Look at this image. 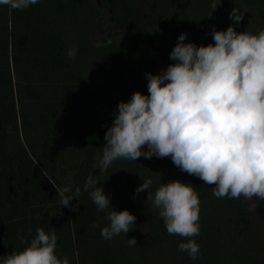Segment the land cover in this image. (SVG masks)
Instances as JSON below:
<instances>
[{
    "label": "trees",
    "instance_id": "16d2710c",
    "mask_svg": "<svg viewBox=\"0 0 264 264\" xmlns=\"http://www.w3.org/2000/svg\"><path fill=\"white\" fill-rule=\"evenodd\" d=\"M234 1L254 8L264 26V0ZM173 2L40 0L23 11L0 6V255L22 250L26 246L22 239L30 241L42 227L56 232V254L67 256L69 264H153L144 241L136 239L137 244L130 246L128 239L132 237L127 234L110 240L101 236L100 228L109 223L107 209L98 211L83 185L93 174L106 194L105 183L93 164L102 155L105 133L112 126L118 103L129 101L136 91L147 95L146 74H160L175 63L170 53L178 36L186 31L172 16ZM104 10L119 29L120 44L92 43V33ZM145 13L150 14L148 19ZM152 42L156 56L139 59L144 45ZM72 47L77 55L70 60L67 51ZM131 61L135 69L127 79L122 78L128 87L109 99L111 118L104 121L96 108L101 95L99 75L104 78L106 68L121 72L125 62ZM166 159L168 166H174ZM122 160L115 161L109 170L123 167L137 175L136 162L126 160L121 166L118 163ZM154 160L159 163L163 158ZM176 180L192 184L200 199L201 193L212 187L184 172ZM160 181L167 183L163 177ZM67 184L73 190L81 188L79 204L73 199L68 207L60 206L56 188ZM221 199L226 207L230 204L228 197ZM73 205H77L75 210ZM93 224L100 227L93 228ZM158 225L161 236L175 243L186 242L167 233L163 218L158 217ZM201 228L214 240L216 249L225 247L216 224L204 223ZM129 233L135 237L134 230ZM244 260L253 264L251 257ZM199 264L222 263L208 257Z\"/></svg>",
    "mask_w": 264,
    "mask_h": 264
},
{
    "label": "clouds",
    "instance_id": "9594fccd",
    "mask_svg": "<svg viewBox=\"0 0 264 264\" xmlns=\"http://www.w3.org/2000/svg\"><path fill=\"white\" fill-rule=\"evenodd\" d=\"M39 2L0 0V6L23 11ZM221 2H214L213 10ZM229 18L240 23L243 13L233 8ZM186 36H178L170 53L175 63L160 74H146L147 95L136 91L129 101L118 103L93 168L104 174L117 160L170 158L181 172L214 186L217 198L264 200V29L258 33L238 32L234 25L213 29L214 43L206 46L185 43ZM76 55L75 47L67 51L70 60ZM154 182L144 178L134 197ZM98 184V177L90 174L83 190L98 211L111 209L101 236L110 240L128 234L137 217L127 209L116 211ZM56 190L60 206L68 207L73 199L79 204V186L73 190L67 184ZM146 201L158 210L168 234L186 240L178 249L195 260L200 246L194 238L201 231V201L195 187L179 180L160 181L154 193L148 191ZM57 239L55 231L37 228L30 241L22 239L26 245L22 250L0 255V264H69L67 256L56 254ZM128 244L136 245V238H129Z\"/></svg>",
    "mask_w": 264,
    "mask_h": 264
},
{
    "label": "rangeland",
    "instance_id": "374dc122",
    "mask_svg": "<svg viewBox=\"0 0 264 264\" xmlns=\"http://www.w3.org/2000/svg\"><path fill=\"white\" fill-rule=\"evenodd\" d=\"M206 2L207 0H174L171 6V12L174 11L172 16L177 23L183 26L187 33L188 42H193L197 46L214 43L213 29L223 31L227 29L226 25L228 24L234 25L238 32L258 33L264 29L255 9L252 7H244L234 0H222L221 4L213 10L212 5ZM214 2L218 3L219 0H214ZM233 8H237L243 13V19L240 23H235L229 18ZM144 10L150 11L147 7H144ZM149 15V13H145V18L148 19ZM118 30L107 12L101 11L91 36L93 45L120 44L121 36ZM153 45V42L144 45L138 54L139 59L144 60L147 56L155 57ZM134 69L135 62H125L123 71L106 68L104 70L106 76L103 78L99 75L101 95H99L96 108L99 110L102 120L106 121L111 118V111L107 108L110 103L109 99L115 95H120L127 89L128 83L122 78L127 79ZM144 150L146 151L147 148L145 147ZM154 158L155 156L151 159L141 156L137 159L135 161L138 168L137 175L133 174L131 169L124 170L123 167L116 168L113 172L108 169L106 173L101 174L112 207L116 211L127 209L137 217L133 228L134 236L149 246L147 252L153 264H199L208 257H214L222 264H248L244 260L246 256L248 260L251 257L253 264H264V200H262L263 204L260 205L259 199L256 198L252 200H246L243 196L239 199L228 198L230 204L226 207L221 198L213 195L214 186L208 192L201 193L200 209L202 211L199 223L201 227L204 223L212 222L221 229L225 241L223 249H216L214 240L207 238L201 228L200 234L194 238L200 246V252L197 258L193 260L186 252L178 249L179 242L175 243V241L161 236L158 225V217L160 216L158 210L152 206L151 201H146L147 194L148 191L154 193L160 177L169 182L180 179L182 172L176 166H168L166 158H163V161L159 163H156ZM118 164L126 165V160H122ZM169 174H172L173 178H169ZM147 177H152L155 181L152 187L134 197L136 189ZM110 211V208L107 209V214ZM260 226H262V230L259 228ZM127 235L133 237V233ZM174 237L178 239L180 236ZM250 264L252 263L250 262Z\"/></svg>",
    "mask_w": 264,
    "mask_h": 264
}]
</instances>
